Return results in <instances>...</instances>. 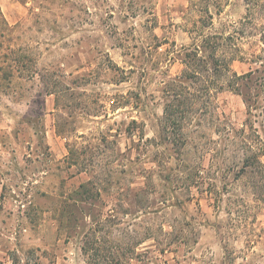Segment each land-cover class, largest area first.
<instances>
[{
  "label": "rangeland",
  "instance_id": "1",
  "mask_svg": "<svg viewBox=\"0 0 264 264\" xmlns=\"http://www.w3.org/2000/svg\"><path fill=\"white\" fill-rule=\"evenodd\" d=\"M261 31L248 0H3L0 264H264Z\"/></svg>",
  "mask_w": 264,
  "mask_h": 264
},
{
  "label": "trees",
  "instance_id": "2",
  "mask_svg": "<svg viewBox=\"0 0 264 264\" xmlns=\"http://www.w3.org/2000/svg\"><path fill=\"white\" fill-rule=\"evenodd\" d=\"M259 18L264 21V0H248V25L252 26L256 30H258L259 28L262 29L260 42L262 45H264V25L258 26L255 24V21L258 20ZM217 51H219V48L214 47L213 48V54L211 55V58H212L214 64L216 65L215 66L216 71L218 69H220L222 66V65L220 66L221 62L219 60H216V56H217L216 52ZM257 65L259 67H257ZM249 66H250L249 72L246 73L245 75L239 76L237 73H233V74L241 80H246V81L248 80V84L250 85V82L255 79L254 77L257 74L262 73V72L264 73V55L260 56V57L254 56L249 61ZM1 69H2V67H0V73L2 71ZM228 69L231 71L229 66H228ZM1 78L4 80L7 79L6 76H4V75H2ZM257 79H259V78H257ZM262 84L264 85V81L262 82ZM228 87L232 88L231 85H229ZM251 107L255 108L253 106H251ZM249 110H250V106L248 105V113H249ZM255 149H256V147H254L248 141V157H246V159H244V163H243L244 166H243L241 172L245 171L246 169H248V172H250V173H257L258 172L261 175L262 179L264 180V172H263L264 168H263V164L261 162V159L264 156V147L262 150L258 149V151H256ZM263 186H264V184H263ZM71 202L78 206L77 200H73ZM84 249H86V248H84ZM87 249H89V248H87ZM86 254L89 256L88 253H86ZM89 260H90V264H95L94 259H92L91 256H89ZM115 264H119V263L116 262ZM126 264H128L127 261H126Z\"/></svg>",
  "mask_w": 264,
  "mask_h": 264
},
{
  "label": "crops",
  "instance_id": "3",
  "mask_svg": "<svg viewBox=\"0 0 264 264\" xmlns=\"http://www.w3.org/2000/svg\"><path fill=\"white\" fill-rule=\"evenodd\" d=\"M2 1H3V0H0V5H2Z\"/></svg>",
  "mask_w": 264,
  "mask_h": 264
}]
</instances>
